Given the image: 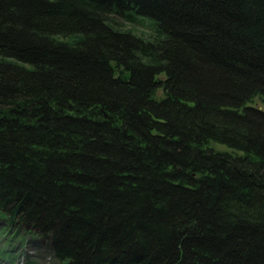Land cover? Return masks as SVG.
Listing matches in <instances>:
<instances>
[{
    "label": "trees",
    "instance_id": "16d2710c",
    "mask_svg": "<svg viewBox=\"0 0 264 264\" xmlns=\"http://www.w3.org/2000/svg\"><path fill=\"white\" fill-rule=\"evenodd\" d=\"M0 217L60 264H264V0H0Z\"/></svg>",
    "mask_w": 264,
    "mask_h": 264
},
{
    "label": "rangeland",
    "instance_id": "374dc122",
    "mask_svg": "<svg viewBox=\"0 0 264 264\" xmlns=\"http://www.w3.org/2000/svg\"><path fill=\"white\" fill-rule=\"evenodd\" d=\"M127 29L132 30L136 35L148 38L150 32L140 27L127 26ZM6 223L4 218L0 217V234ZM4 234L0 235V264H60L52 258L48 247H40V245L32 241L31 243L18 246L17 244H8L2 238ZM40 247V248H39ZM12 251V255H3L2 251ZM14 253V254H13ZM4 256V258H3Z\"/></svg>",
    "mask_w": 264,
    "mask_h": 264
}]
</instances>
